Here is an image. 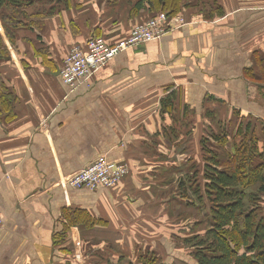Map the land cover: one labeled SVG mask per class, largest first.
<instances>
[{
  "label": "crops",
  "instance_id": "crops-1",
  "mask_svg": "<svg viewBox=\"0 0 264 264\" xmlns=\"http://www.w3.org/2000/svg\"><path fill=\"white\" fill-rule=\"evenodd\" d=\"M194 1L178 13L187 24L129 47L76 88L55 73L70 49L93 36L110 45L127 38L155 13L145 0H36L16 42L4 36L0 50L11 58L0 59L1 90L15 100L0 105V264L131 256L142 207L178 184L190 144L205 153L209 138L220 157L233 153L241 118L243 133L250 124L264 146V0ZM101 155L128 162L118 186L63 185ZM65 208L103 223L71 225L73 244H55ZM92 242L99 255L88 252Z\"/></svg>",
  "mask_w": 264,
  "mask_h": 264
},
{
  "label": "trees",
  "instance_id": "trees-1",
  "mask_svg": "<svg viewBox=\"0 0 264 264\" xmlns=\"http://www.w3.org/2000/svg\"><path fill=\"white\" fill-rule=\"evenodd\" d=\"M145 1L155 11L154 15L160 12L176 15L181 11L184 1L185 4L196 5L194 0ZM35 2L0 0L4 32L13 44L16 42V30L27 25L29 14L25 8ZM2 40L0 33V46H3ZM6 53L7 50H0V54ZM1 88L4 85L0 84V105L11 107L15 98ZM163 102H171V97L167 96ZM11 115L13 113L8 117ZM248 126L247 132L243 133L240 118L237 133L243 134V139L233 153H224L223 158L215 151L207 150L210 156L205 167L206 192L212 202V212L207 231L195 238L197 247L194 256L198 264H264V214L257 203V195L264 194V146L261 148L256 132L250 130V124ZM258 157L262 162H257ZM89 218L81 210L65 208L60 220L63 227L55 234L54 243L60 244L68 238L71 225L85 222L93 227L103 223L94 216L90 223ZM130 264L168 263L152 255L143 256L137 263Z\"/></svg>",
  "mask_w": 264,
  "mask_h": 264
},
{
  "label": "rangeland",
  "instance_id": "rangeland-1",
  "mask_svg": "<svg viewBox=\"0 0 264 264\" xmlns=\"http://www.w3.org/2000/svg\"><path fill=\"white\" fill-rule=\"evenodd\" d=\"M0 33L3 38L7 37L3 27ZM204 145L205 153H195L196 147L190 144L194 151H192L193 153L190 151L189 157L185 158L188 167L182 175H178L181 176L178 184L160 192L155 199H148L149 201L155 200V202L142 207V210L146 211L147 219L141 221L140 230L143 236L138 239L140 247L135 249L134 245L130 251L132 252L131 256L116 255L108 263H137L143 256L154 255L168 264H198L194 256L197 247L195 238L207 231L212 212V202L206 192L207 180L205 178L207 158L210 156L207 150L212 151V140L206 138ZM257 203L261 208L260 211L264 214V198L261 195H257ZM58 225L60 226V224ZM68 238V242L73 244L70 233ZM92 244L93 246L88 244V252L99 255L97 253H100L102 249L94 246L95 242ZM133 252H135L134 255ZM105 254L103 253L100 257L94 256L92 260H103L107 256ZM75 257L78 259V264H83L84 258L78 255ZM104 261L106 262V260Z\"/></svg>",
  "mask_w": 264,
  "mask_h": 264
},
{
  "label": "built area",
  "instance_id": "built-area-1",
  "mask_svg": "<svg viewBox=\"0 0 264 264\" xmlns=\"http://www.w3.org/2000/svg\"><path fill=\"white\" fill-rule=\"evenodd\" d=\"M187 23L188 20L183 14L160 12L137 24L127 38L115 45L108 44L102 36H93L86 46L75 45L70 49L60 68L62 79L71 88H76L89 82L110 60L129 47L160 39L171 30ZM129 172L128 162L111 161L106 155H101L89 166L66 176L62 183L64 186L90 190L109 189L118 186ZM2 227L3 217L0 212V231Z\"/></svg>",
  "mask_w": 264,
  "mask_h": 264
},
{
  "label": "water",
  "instance_id": "water-1",
  "mask_svg": "<svg viewBox=\"0 0 264 264\" xmlns=\"http://www.w3.org/2000/svg\"><path fill=\"white\" fill-rule=\"evenodd\" d=\"M11 58L10 55H3V54H0V59H5V60H9ZM56 74H59L60 73V69L58 68L57 72H55Z\"/></svg>",
  "mask_w": 264,
  "mask_h": 264
}]
</instances>
